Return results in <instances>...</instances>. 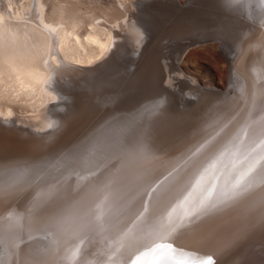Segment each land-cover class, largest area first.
<instances>
[{"label":"bare ground","instance_id":"1","mask_svg":"<svg viewBox=\"0 0 264 264\" xmlns=\"http://www.w3.org/2000/svg\"><path fill=\"white\" fill-rule=\"evenodd\" d=\"M172 1L181 3L180 0ZM221 1H224L221 11L227 13L223 11L224 16L217 15L221 19L213 20L214 30L210 33L207 31L200 41L213 36L211 38H218L227 50H235L239 46L237 56L240 57L253 35L264 28V7L260 0H250L244 5L233 4L231 0ZM149 4L143 0H0V154H34L27 156L28 159L18 156L9 163H1L0 184L23 178L28 172V166L49 168L55 159L71 152L68 149L59 153L57 149L63 144L50 148L61 140L59 138H69L76 134L75 139L79 140L95 128L101 129L99 136L83 154L77 156L78 159L88 158L87 168L91 171L104 172L125 154L152 150L148 161L144 160L145 163L137 167L138 175L128 174L121 180L123 182L117 184L121 187L124 182L127 185L142 182L144 187L131 188L133 191L128 197L126 195L130 190L112 196L102 205L99 213L108 214L119 201L118 207H122L128 200L132 201L146 191L150 196L146 193L144 198L149 196L155 203L167 202L165 209L171 217L177 214L181 205L191 206L210 200L223 205L236 203V186L239 182L235 181L237 177L234 166L227 167V161L233 156L247 154L251 157L250 164H253L254 170L264 168V74L260 72L258 64L264 60V54L256 52L251 58V67L256 76L261 74V77L252 86L253 104L249 107L250 112L245 116L240 114L225 128H219L189 143L195 131L193 127L210 122L206 112L198 113L199 110H196L194 115L193 110L182 107L174 112L170 109L172 101L167 102L169 98L165 99L166 103L162 99L156 110H150L151 105L157 102L152 100L144 106L136 107L146 97L144 94L148 88L143 80L145 65L142 58L151 43L158 38V33L152 35L154 22L147 18ZM173 62L172 65L168 61L164 64L167 69L166 95L169 96H174L173 90H180L179 81L176 83L175 80L183 75L178 74L181 69L175 65L177 61ZM230 64L233 68L234 60ZM236 81L240 85L243 83L240 79ZM199 87L203 90H199ZM199 87H191L189 92L196 96L200 92L201 105L209 109L211 100L207 102L204 99L209 96L213 97L212 102L216 101L215 95L225 93L228 86L222 90L208 85ZM195 89L199 92L194 93ZM243 95H247L246 85L234 106L239 105ZM181 99L186 103L185 97ZM204 101L210 105H204ZM95 111L98 112V119L92 122L88 116L91 118ZM104 111L110 113L102 116ZM119 112L130 113L125 117H114ZM231 113L222 118L223 123H228L234 115ZM158 114L164 116L157 118ZM196 114L200 116L195 120ZM153 120L161 122L160 128ZM177 123H184L190 129L179 133L174 128ZM178 134L181 139H176ZM252 141L253 145L250 144ZM13 143L19 145V149L13 147ZM246 147H253V152H246ZM4 168L10 169L1 170ZM261 182H253V191ZM247 184L243 181L245 188ZM80 188L85 187L76 181L53 178L38 184L30 197L43 196L48 201L69 199L76 191L80 193ZM261 189L264 187L258 190ZM96 198H100L99 194ZM255 200L253 198V211L243 204L235 213L224 212L225 218L229 216V219L221 223L217 221V214L209 215L210 210L204 212L203 216H207L204 217L205 222L211 220L208 222L209 228L196 225L190 238L187 234L180 238L189 240L186 253L194 254L190 262L203 264L198 258L208 256L212 250L228 244L232 239L230 233L233 232L234 237L245 231L258 212L254 210ZM146 203L148 201L143 200L117 229L120 238H124L123 234L133 235L126 237L124 243H128L129 248L134 245L135 252L146 245L150 236L148 226L140 223L143 217L154 215L156 210L162 208L153 203L151 210L150 206L145 208ZM19 205H22L18 207L20 212L10 214L5 219L7 223L23 221L22 214H29L36 204L28 201L26 205L25 202ZM139 209L140 212H137ZM88 211L89 208H86L70 218L62 227L63 234L85 230L92 215ZM135 226H138L136 231L129 230ZM231 226L236 227L229 232ZM169 232L170 238L179 237L171 229ZM207 237L210 239L203 243ZM97 254L84 264H126L119 258L102 259ZM7 256L8 252L1 241V264H4Z\"/></svg>","mask_w":264,"mask_h":264},{"label":"rangeland","instance_id":"2","mask_svg":"<svg viewBox=\"0 0 264 264\" xmlns=\"http://www.w3.org/2000/svg\"><path fill=\"white\" fill-rule=\"evenodd\" d=\"M143 1L150 3L147 10V12L149 11V16L147 18L153 21L155 25L152 35L158 33V38L154 42L150 39L153 43H151L142 58L145 65L143 80L148 86L145 91L147 93L144 96L149 97L157 94L159 98L164 99L163 102L166 98H169L167 102L172 101L170 109L175 110L174 112H178L180 110L179 107L193 110L194 112L192 113L194 115L196 110H199L198 113L201 111L206 112L205 115L210 117L212 121L208 119L209 123L206 121L200 123L198 127L197 125L194 126L193 130L195 131L192 132L189 143H193V140L207 133L209 135L219 128H225L232 124L240 114H244V116L248 114L250 112L249 107L253 104L252 86L255 80H260L261 77V74L256 76L254 68L251 67V58L256 52L264 54V28L259 29V32L253 35L244 53L238 57L239 46L235 50H227L218 38H211L213 36H210V39L207 37L206 41H200L207 31L210 33L214 30L212 29L214 28L213 20H220L221 18L218 16L225 15L226 11H221L224 1L180 0L181 3H176V1L172 0ZM214 3L217 4L218 8ZM213 11L217 12L216 15H214ZM212 17H215V19H212ZM186 47L187 49H185ZM230 54L232 55L229 56ZM177 59L180 60L178 61ZM232 60H234L233 68L230 64ZM252 60H255L254 57ZM167 61L170 65H172V61H177L175 65L181 69L178 74H183L178 80H175L176 83L179 81L180 92L173 90L174 96L166 95L165 75L167 69L164 64ZM258 64L263 75L264 60L259 61ZM232 71L235 72L234 82L232 81ZM237 79L243 80L242 85L236 81ZM201 85L217 87L221 90L226 88V86L228 87L225 93H217L215 95L216 101L212 102V95L210 96L211 98L207 96L208 100H204L207 102L211 100V105L204 101V105H210L209 107L206 106L209 109H204L205 106H202L200 102L201 93L198 91V89L203 90L199 87ZM231 85L233 87H230ZM245 85L247 87V95H243L239 101L240 103L238 102L239 105L234 106V102L237 101L239 93L243 92ZM194 86L199 87L194 92H199L197 96L189 92L190 88ZM182 96L185 97L186 103L181 99ZM162 99L156 100L157 102L151 105L150 110H156L158 103ZM236 110L237 112L235 113L234 111ZM231 111L232 113L234 112V115L229 118L228 123L226 121L223 123L222 118L231 113ZM109 113V111H104L102 116ZM171 115L172 113L170 112L169 117ZM163 116V114H158L157 118ZM199 116L200 114H196L194 116L195 120ZM88 118L92 122L96 121L98 112L95 111L92 117L88 116ZM153 121L160 128L161 122L159 120ZM165 121L170 122V120ZM17 123L20 124V122ZM187 126L184 123H177L174 128L180 133L189 130L190 127ZM93 129L79 140L75 139L76 134L69 138H59L61 140L50 148L54 149L57 145L63 144L61 148L57 149L59 153H64L68 149L71 152L67 156L63 154L61 158L55 159L49 168L28 166V172L23 178L11 183L0 184V227L3 226L0 228V242H4V247L8 252L4 264H84L93 258L95 253H98L97 255L102 259L119 258L126 264H192L190 258L194 254L186 253L189 240H181V236L187 234L188 238H190L196 225L199 228L205 227V225L206 228H209L210 224L208 222L211 220L205 222L204 217L207 216H203L206 211H211V213H208L209 215L217 214L219 223L224 219L225 221L229 219V216L227 219L225 218L224 212L235 213L240 210V206L243 204L244 207H250L253 211V198H256L254 210H258V212L256 218L247 226V229L233 237L232 231L236 226L229 227L228 229L232 228L229 231L232 232L230 233L232 239L229 243L221 248L218 247V249L212 250L208 256L198 259L202 260L203 264L209 256L213 258L212 264H264V189L258 190L260 187H264V168L263 170H254L253 164H250L251 157L247 154L245 156L237 155L230 158L226 163L227 167L234 166L237 177L235 181L239 182L236 186L237 197L234 205H223L212 200L191 206L181 205L177 214L171 217L172 215H168L165 209L167 202H153L152 199L148 198L150 193L146 191L149 196L145 198L144 195L146 193L141 192L132 201L128 200L126 205L118 207L119 201L116 207L109 210L110 213H99L102 205L112 196L120 195L122 192L130 190L126 195L128 197L133 191L131 188L140 189L144 187L142 182H134V184L128 185L124 182L121 187H118L117 184L123 182L121 180L125 179L128 174L138 175L137 167L144 160L145 162L148 161L150 158L148 156L152 150L146 153L125 154L119 158L120 160L116 164L104 172L91 171L87 168L88 158L78 159L77 156L83 154L99 136L101 129ZM176 139H181L180 134H178ZM250 144L253 145V141ZM12 145L19 149V145L15 143ZM244 150L251 153L253 152V147L252 149L246 147ZM22 155L11 154L10 152L0 154V164L9 163L18 158V156L28 159L27 156L34 154L27 153ZM9 169L4 168L1 170ZM244 171H247V173H244ZM253 175L256 176L253 177ZM53 178H61L64 181H76L85 188H80V193L76 191L75 195L69 199L57 198L48 201L43 196L30 197L38 184ZM243 181L248 183L247 188L243 185ZM259 181L262 182L253 191V182L258 183ZM147 190H150L148 186ZM251 191L252 194L249 195ZM98 194L100 198H96ZM143 200L148 201L144 205L145 208L150 206L151 209L153 203L154 205L162 206V208L159 211L156 210L154 215L143 217V221L140 223L148 226L147 231H149L150 236L145 242L146 245L139 252H135L133 250L134 245L129 248V244L124 243L126 237L133 235L123 234L125 235L124 238H120L117 235V229L125 223L126 218ZM28 201L36 204L34 210L29 214L23 213L21 216L23 221L17 224L13 221V223H7L5 219L15 211L20 212L18 207L24 206V204H19L25 202L26 205ZM86 208H89L87 213L92 215L90 216V223L84 228L85 230H82L81 233H79L78 229L77 231H70V234L66 232V234H63V225ZM214 208L219 210L214 211ZM140 210L137 212H140ZM200 211L203 212L200 213ZM225 221L223 227L225 226ZM136 227L138 226H135V228L131 227L129 230L136 231ZM170 229L179 237L170 238V232L168 233ZM207 239L210 238H205L203 243ZM224 239L228 238L225 237ZM161 244L171 245V247L157 248V245ZM214 253L215 255L212 256Z\"/></svg>","mask_w":264,"mask_h":264},{"label":"snow or ice","instance_id":"3","mask_svg":"<svg viewBox=\"0 0 264 264\" xmlns=\"http://www.w3.org/2000/svg\"><path fill=\"white\" fill-rule=\"evenodd\" d=\"M249 2H250V0H231V3L240 4V5H244V4H247ZM260 2H261V6L264 7V0H260ZM170 247H171V245H165V244L157 245V248H170ZM153 251H155V249H153ZM212 260H213V258L211 256H209L204 261V264H212Z\"/></svg>","mask_w":264,"mask_h":264},{"label":"water","instance_id":"4","mask_svg":"<svg viewBox=\"0 0 264 264\" xmlns=\"http://www.w3.org/2000/svg\"><path fill=\"white\" fill-rule=\"evenodd\" d=\"M208 38H210V37H208ZM231 86H233V85H231ZM185 97H187V96L185 95ZM158 99H162V98H159V96L157 94L153 95V96L146 97L145 99L139 101L138 105L136 107L138 108L140 106H144V105L148 104L149 102H151V100L156 101ZM129 113L130 112H119L117 114H114V117H118V116H124L125 117V115H129ZM160 144H161V142H160Z\"/></svg>","mask_w":264,"mask_h":264}]
</instances>
